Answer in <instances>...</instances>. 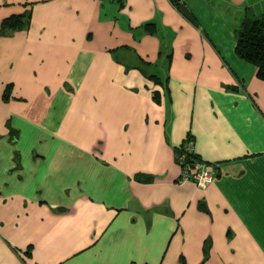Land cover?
I'll list each match as a JSON object with an SVG mask.
<instances>
[{"label": "crops", "instance_id": "obj_1", "mask_svg": "<svg viewBox=\"0 0 264 264\" xmlns=\"http://www.w3.org/2000/svg\"><path fill=\"white\" fill-rule=\"evenodd\" d=\"M263 14L0 0V264H264V80L235 34Z\"/></svg>", "mask_w": 264, "mask_h": 264}, {"label": "trees", "instance_id": "obj_2", "mask_svg": "<svg viewBox=\"0 0 264 264\" xmlns=\"http://www.w3.org/2000/svg\"><path fill=\"white\" fill-rule=\"evenodd\" d=\"M23 16H12L6 18L2 25L1 30L21 28ZM237 41V54L253 63L257 67L258 78L264 80V14L242 25L241 30L236 31ZM182 150V152H181ZM185 153L184 161H180L182 166H194L198 162V157L192 151H187L183 146L178 147L177 154L179 157Z\"/></svg>", "mask_w": 264, "mask_h": 264}, {"label": "built area", "instance_id": "obj_3", "mask_svg": "<svg viewBox=\"0 0 264 264\" xmlns=\"http://www.w3.org/2000/svg\"><path fill=\"white\" fill-rule=\"evenodd\" d=\"M190 151L192 150L190 149ZM182 157L184 158L185 155H183ZM183 171V180H190L201 186L208 185L214 180L211 171H209L208 169H204L200 163H197L194 166L187 164L184 166Z\"/></svg>", "mask_w": 264, "mask_h": 264}]
</instances>
